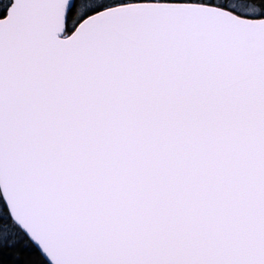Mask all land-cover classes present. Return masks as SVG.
Wrapping results in <instances>:
<instances>
[{
    "label": "snow or ice",
    "instance_id": "obj_1",
    "mask_svg": "<svg viewBox=\"0 0 264 264\" xmlns=\"http://www.w3.org/2000/svg\"><path fill=\"white\" fill-rule=\"evenodd\" d=\"M0 264H264V0H0Z\"/></svg>",
    "mask_w": 264,
    "mask_h": 264
}]
</instances>
